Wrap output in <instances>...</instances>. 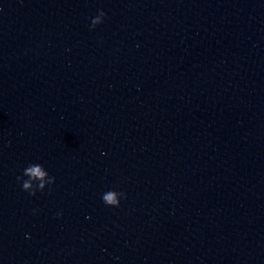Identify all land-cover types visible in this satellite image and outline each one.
<instances>
[{
	"label": "water",
	"instance_id": "95a60500",
	"mask_svg": "<svg viewBox=\"0 0 264 264\" xmlns=\"http://www.w3.org/2000/svg\"><path fill=\"white\" fill-rule=\"evenodd\" d=\"M0 264H264V0H0Z\"/></svg>",
	"mask_w": 264,
	"mask_h": 264
},
{
	"label": "clouds",
	"instance_id": "9594fccd",
	"mask_svg": "<svg viewBox=\"0 0 264 264\" xmlns=\"http://www.w3.org/2000/svg\"><path fill=\"white\" fill-rule=\"evenodd\" d=\"M105 15L103 10H98V14L92 18L90 28H94L97 24L101 23ZM23 176L27 177V179L17 177V180L21 181L22 189L28 191L30 195H34L37 190H43L46 184L51 185L55 179L49 176L44 167L39 163H29L23 169ZM123 195V192L108 190L102 194V201L107 205L118 206L119 197Z\"/></svg>",
	"mask_w": 264,
	"mask_h": 264
}]
</instances>
